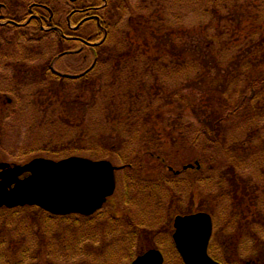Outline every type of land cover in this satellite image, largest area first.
<instances>
[{"label":"rangeland","instance_id":"1","mask_svg":"<svg viewBox=\"0 0 264 264\" xmlns=\"http://www.w3.org/2000/svg\"><path fill=\"white\" fill-rule=\"evenodd\" d=\"M35 1L41 0H15L11 13L23 15ZM67 1L53 2L57 22L62 24L72 7ZM262 1L259 5V0H129L131 9L105 10L120 27L114 28L104 47L76 52L81 48L77 46L74 55L54 57L53 38L41 41L40 48L25 40L20 59L13 44L15 59L0 61V106L4 105L0 162L24 164L35 157L60 160L77 155L109 159L126 168L117 171L114 195L92 215L51 218L48 212L27 206L0 209V264H130L152 248L163 253L164 264H184L173 239V222L179 214L198 212L213 220L208 248L213 258L222 264H263L264 107L258 113L242 109L230 115L218 129L220 140L213 147L198 133L213 120L204 100H211L216 70L234 72L235 59L246 54L260 57L263 52L264 29L250 32L252 27H264ZM0 15L7 14L3 10ZM19 30L10 29L5 35L12 40L15 32L21 34ZM252 39L260 51L257 46L250 48ZM141 42L145 44L139 48H146L147 56H128L129 45ZM176 48L179 55L168 52ZM41 50L44 54L37 58L35 52ZM153 55L162 58L164 71L157 85L147 89L155 74L147 68L148 56ZM97 57L88 79L86 74L77 78L85 82L53 79L35 87L25 84L19 101L16 96L23 80L12 66L4 65L21 60L22 71L30 73L29 68L40 71L46 63L61 75H76L85 73ZM8 78L12 80L7 82ZM242 86L228 95L230 101L236 99L234 105L250 95ZM140 95L146 104H141ZM141 105L147 112L144 123L136 111ZM212 107L225 110L222 105ZM183 138L185 145L195 140L196 151L210 160L209 168L175 173L185 165L178 150ZM233 140L240 144L236 147ZM143 149H154L156 156H145ZM223 152L230 155L224 161ZM126 153L131 163H125ZM230 157L237 161L233 170L227 164ZM161 158L171 162L173 170L162 169Z\"/></svg>","mask_w":264,"mask_h":264},{"label":"trees","instance_id":"2","mask_svg":"<svg viewBox=\"0 0 264 264\" xmlns=\"http://www.w3.org/2000/svg\"><path fill=\"white\" fill-rule=\"evenodd\" d=\"M13 1H15V0H5V2L4 1L0 2V6H1L0 12L5 10V13L7 14L6 16L0 15V18H2V19H7V18L13 19L17 24L25 22L26 21V15L28 14V11L27 12L25 11L23 15L21 13H11V10L15 9V5L13 4ZM53 2H54V0H41V1H35V2L31 3L30 6L36 7V12L39 13L40 16H39V19L34 20L32 23H29L28 25H26L27 23H23L22 26H18L16 24H12V25H10V24L1 25L0 24V61H2L1 59H9L11 61H13V59H15V56H16L15 52H14L15 49H12L14 47L13 44L15 46H17V49L19 50L18 55L20 56V59H22V57L24 55L23 52H25L23 50V48H24V46L26 47V45H22L21 43H22V41H25V40L30 41V42H35L37 44V46L40 48V47H42L41 41H43L44 39H46L48 37L53 38L52 49L50 51V54L53 55L54 57L55 56L61 57L63 55L69 54L71 52L74 53V51H72V50L75 49L77 46H81V48L76 52H80L82 50H87V49H96L99 47H104L105 39L103 38V40H102L103 31H102V29L98 28L96 21L87 22L89 26H92V28H89L87 30H85V28H83L84 24L82 25V27L78 31L73 30V29H69L67 20L63 24L60 22H57L56 12H55V7L53 6ZM83 2L84 3H82L81 5L75 6V5H73V4H75L74 2L72 3V1H70V0L67 1V3L70 6H72L70 11L74 8H80L83 5H85L87 9H90V7L95 6V5H98V6L103 5V2H101L100 0H94L91 2H88L85 0ZM118 2L120 3L119 6L115 1H113L112 5H110V6H114L116 9H121L123 11H124V9H127V8L131 9L129 0H123V1L118 0ZM262 2H263L262 0H259V2H258L259 5L262 4ZM21 3L24 4V2H21ZM36 4H37V6H36ZM56 11H58V10H56ZM52 15H53V18H50ZM83 16L84 15H80V16L75 15L72 17V19L73 20L74 19H80ZM142 17H144V18L147 17V14L143 15ZM107 21L108 22H106V24H104V28H106L108 31V40H109L114 28L118 29L117 26L119 25V27H120V23H118L117 20L115 22H113L114 20L112 18V15H109V17H107ZM111 21H112V23H111ZM147 22H148L147 18L143 20V23L147 24ZM55 26H58V28H56ZM18 28H24V29L22 31V29L19 30ZM10 29H13L15 31L19 30V32L21 34H19V36H18V34L15 32L14 39H12V40L8 39L9 37H7L5 35V33L9 32ZM260 29H264V27L263 28L252 27V28H250V32L257 31V33H258L259 32L258 30H260ZM262 33L264 34V31ZM68 34H73V35L76 34V35L80 36L81 39H83V40L80 41V40H76L73 38H69V37H67ZM15 38L18 40L15 41L16 40ZM128 39H129V37H128ZM13 40H14V43H13ZM263 40H264V36H262V42H263ZM18 42H19V44H18ZM252 42L253 43H252V46L250 48H254V46H257L259 48V51H260L261 47H259L256 43H254L255 39H252ZM92 44H94V45H92ZM100 44H102V45H100ZM144 44H145V42H141V44H139L136 47H135V45L130 44L129 46L131 47L132 53L127 52L128 56H131L132 54H136L137 56H141V55L147 56V54H146L147 49L146 48H139L140 45H144ZM176 49H177V51L176 50H174V51L168 50V52L171 55H174L177 52V54L179 55L180 51L178 50V48H176ZM35 53H37V56H38L37 58H41V56L44 54V50H41L39 52L37 51ZM122 54L124 56H127L125 54V52H122ZM70 55H74V54L71 53ZM117 57H119L120 59H124L122 57V55H120V54ZM203 57H205V56H203ZM237 57L239 58L240 56L237 55ZM102 58H104V57H102ZM148 58H150L149 60H151V61H149V65H147V68H148V70L153 69L155 71V74H154V72H152L153 79L150 81L151 85H147V89L151 88V87L153 88L157 85V83L160 81L161 73L164 71L161 68V66H163V65H161V61H159V59H162V58L159 55L158 56L153 55L151 57L148 56ZM97 60H98V57H97ZM235 61L237 63V67H236L234 72L226 71V70H224V68H221L220 70H216V72L214 74L215 77L213 78L214 84H215L214 85L215 90H209L208 99L211 98V100H209V101L204 100V102L207 104V110H208V112H210L209 113L210 117L213 120L210 121L209 123H206L205 127L202 128L198 133L200 135H202L204 137V139L208 141V144H210L212 147L214 145H216V143L220 140V136L217 133L218 129L220 128L222 122L226 121L230 117V115H232L233 113L237 112L238 110H242V109H246L248 111H251V113H253V112L258 113L259 109L264 107L263 99L261 101V98L264 95V47H263V52L260 55V57H250L249 54H246L245 57H241L240 59H235ZM2 63H3V61H2ZM4 65L7 68L13 67L14 68L13 70L15 72L16 71L18 72L17 77H20V79H22L24 82V83L22 82L23 84L21 83L19 88H18L16 100H18V96L20 94V91L23 94V91H24L23 89H24L25 84H29L30 86H32V85L34 86L37 84L40 85L42 83L49 82V80L53 81V79L56 81L64 82V83L65 82L69 83L73 79L78 80L77 78H70V77H67L65 75L52 73L51 72V70H52L51 66L47 65L46 63H44V64H42V66H40V68H41L40 71L38 70L37 67L36 68H29L28 67L29 68L28 70L30 71V73H24V71H22V70H24L25 64L21 60H19V62H15V64H12V65L10 63L6 62V63H4ZM216 65H219V64H216ZM206 66H208L207 67L208 69H211V67H210L211 65L206 64L205 67ZM167 67H169V65ZM94 69L95 68H93L91 71H93ZM139 71H141V70H139ZM207 72H209V71H207ZM29 74L31 77H28ZM201 75L203 77L206 76L204 71H201ZM87 76H88V74H86L84 76V79H86ZM29 78H31L32 80L30 81ZM229 78H230V80H229ZM84 79L82 78L78 81H83ZM6 80H7V82H10L12 79L8 78ZM29 81L31 84L29 83ZM228 81H230V83H228ZM83 82H85V81H83ZM225 82H227V84L225 86H222ZM238 83H240V86L237 87L236 85ZM144 84H146V83H143L141 85V87ZM241 84L243 85L242 87H245L246 90L247 89L250 90V95L244 96L239 104L234 105L232 102L236 101V99L234 98L232 101H230L229 98L232 96H228V95L230 94L231 90L234 91L235 89L241 88ZM145 89H146V87H145ZM138 97L142 98L140 100L141 104L147 103V99H145V97H143L142 95H140ZM169 101H171V100L169 99ZM253 102H255V104ZM6 104L9 105V103L7 101H6ZM211 104L222 105L225 110H223V109H217L216 110V108L212 107L213 105H211ZM2 107H4L3 104H1L0 108H2ZM117 108L124 109V108H121L118 106L116 107V109ZM107 109H111V106L109 104L107 105ZM136 111L140 113L141 120L143 121V123L146 122L147 121V112H144L142 105H141V109H138ZM148 115H151V114H148ZM181 124H182V121H180V125ZM184 124H185V127H187V128H190V126H191V124H189V123H184ZM182 142L183 143H182L181 147H178V150L181 151V154H184V158H183L184 164L187 165L186 163L194 164L195 162H199L198 163L199 167H197V166L194 168L189 167L186 170L180 171V173L183 171H187V170L193 171V169L195 172L199 173V172H201V170L203 171L205 169V168L202 169L203 165L206 167V169L211 166V164H207L210 160H206L205 158L203 159V157H202L203 155L196 151V147L194 145L195 140H193V141L189 142L187 145H185L184 144V138H183ZM232 142L235 144L236 147L240 144V141H238V140H233ZM147 148H149V146H147ZM114 149L111 148L112 151ZM153 150L154 149H147V150L143 149V154L145 156H147V154H148V155H150V157L156 156V155H154ZM71 152H74V150L72 149ZM229 153H232L231 149H229ZM223 154H225V153L223 152ZM126 155L127 156H125V159H128V157H129V159L127 161L124 160L125 163H131L130 154L126 153ZM228 156H230V155L225 154L222 161H224ZM161 159L162 160H160V164H161L160 167L162 169L167 168V166H169L171 164V162L167 161L165 158H161ZM236 162L237 161L235 158L230 157L228 159L227 164L233 170V168H236ZM155 167H156V165H155ZM170 167L171 166H169V168ZM163 184H166V181L163 182ZM27 208H34V209H37L39 212L42 211V209L37 208V207L27 206ZM73 216H76V215L75 214L71 215V217H73ZM50 217L51 218H57L54 215L53 216L50 215Z\"/></svg>","mask_w":264,"mask_h":264},{"label":"water","instance_id":"3","mask_svg":"<svg viewBox=\"0 0 264 264\" xmlns=\"http://www.w3.org/2000/svg\"><path fill=\"white\" fill-rule=\"evenodd\" d=\"M118 166L108 159L35 157L24 163L0 162V208L38 206L55 215H92L116 189ZM173 238L186 264H221L208 253L213 221L206 212L178 215ZM150 249L131 264H163Z\"/></svg>","mask_w":264,"mask_h":264},{"label":"flooded vegetation","instance_id":"4","mask_svg":"<svg viewBox=\"0 0 264 264\" xmlns=\"http://www.w3.org/2000/svg\"><path fill=\"white\" fill-rule=\"evenodd\" d=\"M75 1H77V0H75ZM75 1H73V2H75ZM83 1H85V0H83ZM100 1L103 2L102 6L95 5V6L90 7V9H87L86 6L83 5L80 8L72 9L68 13L67 22H68V28L69 29H73V30L78 31L82 27L83 24H84L83 28H85V30H87L89 28H92V26H89L87 22L96 21L98 28L102 29V31H103L102 40L104 38L105 39L104 43H106V41L108 40V31H107L106 28H104V24H106V22H108L106 15L109 16V12H107L105 10L107 8H110L109 6L112 5L113 1H118V0H100ZM117 4H118V6L120 5L119 2ZM36 6H37V4H36ZM116 11L118 13H120L123 10L116 9ZM75 15H78V16L84 15V16L81 17L80 19H74L73 20L72 17L75 16ZM111 15H113V14H111ZM115 15L118 16V14H115ZM39 16H40V14L36 12V7L30 6L29 9H28V14L26 15V21L23 22V23H27L26 25H28L29 23H32L34 20L39 19ZM50 18H53V15ZM4 21L5 22H3V23H5V24H3V25H6V24H10V25L16 24L18 26H22L23 25V23H18L17 24L13 19H9V18H7ZM55 27L58 28V26H55ZM67 37L73 38V39H76V40H80V41L83 40V39H81L80 36H78L76 34H74V35L73 34H68ZM92 45H94V44H92ZM100 45H102V44H100ZM96 61H98V60L95 59L94 63L91 65L90 69L86 70L85 73L76 74V75H74V77L82 76V75L86 74V72H88L89 70H92L95 67ZM51 68H52L51 72L56 74L57 72L54 71L53 67H51Z\"/></svg>","mask_w":264,"mask_h":264},{"label":"bare ground","instance_id":"5","mask_svg":"<svg viewBox=\"0 0 264 264\" xmlns=\"http://www.w3.org/2000/svg\"><path fill=\"white\" fill-rule=\"evenodd\" d=\"M191 164V163H190ZM192 166H194V164H192Z\"/></svg>","mask_w":264,"mask_h":264}]
</instances>
